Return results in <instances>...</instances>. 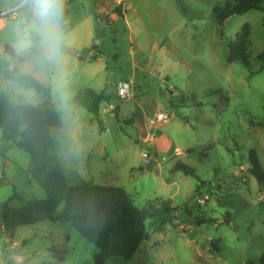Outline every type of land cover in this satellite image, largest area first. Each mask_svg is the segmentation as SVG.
<instances>
[{"label": "rangeland", "instance_id": "374dc122", "mask_svg": "<svg viewBox=\"0 0 264 264\" xmlns=\"http://www.w3.org/2000/svg\"><path fill=\"white\" fill-rule=\"evenodd\" d=\"M235 2L63 0L69 30L55 28L52 45L23 0H0V90L15 102L47 104L62 114L64 127L51 132L68 184L124 188L139 209L157 198L177 208V221L165 233L155 234L147 220L150 240L119 264H260L264 256V184L250 173L249 162L255 150L264 169V60L258 58L264 52V0L263 10L219 24L215 6ZM119 6L124 17L115 11ZM246 24L249 63H230L229 44ZM6 62L50 95L6 80ZM125 83L133 90L127 100L118 95ZM84 89L111 96L99 115L73 103ZM135 103L145 115L169 116L157 127L145 120L141 130L149 139H140L129 123ZM30 159L16 145L0 143V264L3 248L11 264H94L98 248L67 222L6 233L3 204L14 192L25 201L46 199L29 179ZM177 163L196 177L173 173ZM24 241L29 243L15 255ZM62 249L60 262L55 254Z\"/></svg>", "mask_w": 264, "mask_h": 264}, {"label": "trees", "instance_id": "16d2710c", "mask_svg": "<svg viewBox=\"0 0 264 264\" xmlns=\"http://www.w3.org/2000/svg\"><path fill=\"white\" fill-rule=\"evenodd\" d=\"M74 1L78 0H70V2ZM262 1L236 0L233 5L227 4L223 8L215 6L213 11L219 24L223 25L234 15L263 10ZM121 9L119 6L115 11L124 17ZM68 17L67 7L62 5L59 25L66 32L69 30ZM250 36L251 27L246 24L237 34L236 39L229 44L230 63H249ZM8 52L13 57H17L10 46ZM258 58L264 60V52ZM2 71L6 80L18 83L27 89H34L45 96L50 95V89L34 77L21 73L17 67H11L6 62ZM182 100L187 99L182 97ZM110 101L111 96L106 90L96 92L92 89H84L75 97L73 103L92 114L99 115L101 105ZM115 113L118 116V111ZM129 123L133 124L134 121L131 120ZM64 125L62 114L55 108L47 104L31 105L15 102L6 91L0 90V143L14 144L29 154L31 158L27 170L29 179L46 193L45 200L25 201L23 196L14 192V195L3 204V227L6 233L13 235L20 227L64 221L98 248L99 252L94 257V264H119L121 260L131 259L142 243L150 240L146 221H151V228L155 234L165 233L168 227L175 225L177 221V208L171 200L157 198L147 203L143 209H139L124 188L91 182L81 185L68 184L56 149V141L51 132L52 128H63ZM100 128L104 130L102 121ZM212 148L214 147L210 145L207 149ZM249 162L250 173L259 183L264 184V169L255 150H251ZM172 172H182L186 176L196 177L194 169L182 163H177ZM14 201H19L22 206L14 207L12 205ZM205 222L200 220L198 224L202 225ZM28 243L29 241H24L20 249L14 252L15 255L20 256V250ZM3 251L5 264H11L10 252L5 248ZM65 255L64 249L57 250L55 254L60 262L64 261ZM260 264H264V256L260 259Z\"/></svg>", "mask_w": 264, "mask_h": 264}, {"label": "clouds", "instance_id": "9594fccd", "mask_svg": "<svg viewBox=\"0 0 264 264\" xmlns=\"http://www.w3.org/2000/svg\"><path fill=\"white\" fill-rule=\"evenodd\" d=\"M23 4L28 5L38 30L55 45L57 40L53 30L59 26L63 0H23Z\"/></svg>", "mask_w": 264, "mask_h": 264}, {"label": "built area", "instance_id": "2783aa9c", "mask_svg": "<svg viewBox=\"0 0 264 264\" xmlns=\"http://www.w3.org/2000/svg\"><path fill=\"white\" fill-rule=\"evenodd\" d=\"M133 90L131 89L128 83L120 84L118 88V95L124 99H130L133 97L132 95ZM169 119V116L165 113H159L158 115L151 117L148 119V123L151 127H157L165 123ZM145 159H148L150 156L148 153L143 155ZM0 172H1V165H0Z\"/></svg>", "mask_w": 264, "mask_h": 264}, {"label": "crops", "instance_id": "0c3cea01", "mask_svg": "<svg viewBox=\"0 0 264 264\" xmlns=\"http://www.w3.org/2000/svg\"><path fill=\"white\" fill-rule=\"evenodd\" d=\"M135 121H134V125L135 127L137 128L138 130V136L140 139H143V140H146V139H149V137L147 136L148 135V132L147 130L142 132L141 130V126L143 125V123L145 122V120L147 118H151V117H154L152 115H145L143 110H142V107L138 104V103H135ZM111 115H114V114H111ZM180 152V151H179ZM151 165V164H150ZM153 165V163H152ZM159 165V171L161 173V164H158ZM150 168L149 164H148V169ZM104 186H110V185H104Z\"/></svg>", "mask_w": 264, "mask_h": 264}, {"label": "water", "instance_id": "95a60500", "mask_svg": "<svg viewBox=\"0 0 264 264\" xmlns=\"http://www.w3.org/2000/svg\"><path fill=\"white\" fill-rule=\"evenodd\" d=\"M246 168L249 169V166H247Z\"/></svg>", "mask_w": 264, "mask_h": 264}]
</instances>
